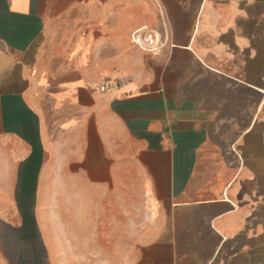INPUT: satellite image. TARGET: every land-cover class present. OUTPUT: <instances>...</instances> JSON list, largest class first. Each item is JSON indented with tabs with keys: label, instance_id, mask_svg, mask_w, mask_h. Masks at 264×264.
<instances>
[{
	"label": "crops",
	"instance_id": "obj_1",
	"mask_svg": "<svg viewBox=\"0 0 264 264\" xmlns=\"http://www.w3.org/2000/svg\"><path fill=\"white\" fill-rule=\"evenodd\" d=\"M126 262L264 264V0H0V264Z\"/></svg>",
	"mask_w": 264,
	"mask_h": 264
},
{
	"label": "built area",
	"instance_id": "obj_2",
	"mask_svg": "<svg viewBox=\"0 0 264 264\" xmlns=\"http://www.w3.org/2000/svg\"><path fill=\"white\" fill-rule=\"evenodd\" d=\"M131 42L142 51L154 56L158 55L165 45L157 32L147 28L135 31L131 36ZM101 91H105L104 86L101 87Z\"/></svg>",
	"mask_w": 264,
	"mask_h": 264
},
{
	"label": "rangeland",
	"instance_id": "obj_3",
	"mask_svg": "<svg viewBox=\"0 0 264 264\" xmlns=\"http://www.w3.org/2000/svg\"><path fill=\"white\" fill-rule=\"evenodd\" d=\"M127 255V254H126ZM126 264H127V262H126Z\"/></svg>",
	"mask_w": 264,
	"mask_h": 264
}]
</instances>
